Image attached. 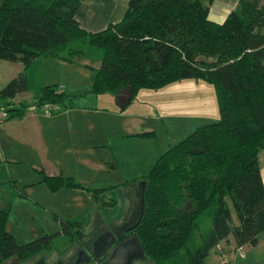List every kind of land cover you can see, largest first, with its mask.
Listing matches in <instances>:
<instances>
[{"label": "trees", "instance_id": "1", "mask_svg": "<svg viewBox=\"0 0 264 264\" xmlns=\"http://www.w3.org/2000/svg\"><path fill=\"white\" fill-rule=\"evenodd\" d=\"M78 5L79 0H0V59L23 65L0 90L7 120L29 107L14 101L26 91L33 92L36 108L67 106L70 95L59 84L41 83L40 63L47 58L70 63L79 57L97 63L88 66L95 95L129 91L131 98L140 89L204 80L213 86L219 118L160 153L144 176L86 188L73 176L36 169L37 183L50 192L86 190L99 223L121 216L123 188L135 186L137 217L120 240L135 235L147 264H208L211 249L229 236L232 249L256 246L264 231L258 161L264 148V4L238 0L226 18L215 21L209 1L129 0L119 21L95 32L80 25ZM135 136L153 138L155 133ZM12 187L15 195H26L14 181ZM9 210L0 208V264L49 251L58 236L84 245L89 212L68 219L54 215L59 231L18 243L7 230Z\"/></svg>", "mask_w": 264, "mask_h": 264}, {"label": "crops", "instance_id": "2", "mask_svg": "<svg viewBox=\"0 0 264 264\" xmlns=\"http://www.w3.org/2000/svg\"><path fill=\"white\" fill-rule=\"evenodd\" d=\"M203 1H209V16L215 21L226 18L238 2V0ZM128 2L129 0H79L75 17L84 29L95 32L104 29L110 23L119 21L127 9ZM59 61L67 65L74 63ZM43 62L44 60L40 63L41 83L43 85L59 83L70 96L67 106L56 104L58 109L56 112L53 109L51 115L33 112L37 108H27L22 116L10 118L0 125V187L9 182L12 198L14 196V190L11 188L12 181L15 184L16 181L12 179L7 165L23 161L27 152L33 153L35 159L31 164L33 170L43 169L50 175L73 176L86 188L92 187L88 186L90 184L84 185L83 179H86L88 183L92 181L105 183L111 176L119 181L118 184H121L125 180L146 175L160 153L187 136L197 126L202 125L201 122L194 121V118L202 121L217 119L219 116L216 113L218 107L212 89L204 84L208 82L201 79H183L157 90L140 89L136 94L151 92L145 94L152 95L153 99L157 100L156 105L160 106V111L156 113L155 110L143 108L140 111L130 110L125 114L126 108L134 103L136 95L120 107L118 96L122 93L95 95L91 92L90 77L87 81L82 79L64 84L59 74L53 76L45 73ZM80 64L93 72L88 67L91 65L89 61L84 60ZM22 70L23 65H17L14 74H11V79ZM187 85H193L194 88L189 89ZM200 85H202V91H196ZM23 93L18 94L14 101L25 102ZM186 94L196 97L188 98ZM164 95H173V97L165 100L162 98ZM32 101L33 99L30 105ZM199 101L203 102L200 110L198 109ZM181 117L186 118L187 123H172L173 120L176 121ZM182 129H188L186 132L188 134H182ZM150 131H154L155 137L135 136L136 133ZM258 161L264 183V148L259 152ZM38 179L35 176V179L23 184L24 187L26 186V189H23L26 196L29 188L42 186L33 187ZM104 187L107 186L93 188ZM62 189L52 193L56 194ZM41 191L45 192L43 189ZM125 192L134 194L135 197L137 195L133 185L125 186L123 193ZM0 208L6 207L0 203ZM91 209V212H85L92 213L94 205ZM233 246L232 237L229 236L226 241L214 247L215 249L212 248L215 264H220L222 258L220 250L223 248L235 253L233 260L236 264H264V231L259 234V242L256 246H243L242 255H239L236 249L232 250Z\"/></svg>", "mask_w": 264, "mask_h": 264}, {"label": "rangeland", "instance_id": "3", "mask_svg": "<svg viewBox=\"0 0 264 264\" xmlns=\"http://www.w3.org/2000/svg\"><path fill=\"white\" fill-rule=\"evenodd\" d=\"M255 2H256V6H258L259 4H264V0H255ZM84 60H87L89 61V63L91 62V64H95L94 66H97V63H92L91 58L79 57L76 60V62L72 63L71 65L64 64L60 62L58 59L47 58L44 59L43 67L45 73H47L48 75L54 76L59 74L60 76H62V82L64 84H67L68 82L74 83L75 81L82 79L87 81V78L89 77L93 81V72L92 71L90 72V69L85 68L83 67V65L80 64ZM17 65L20 64L7 61L4 59H0V90L5 86V84H7L9 80H11V76H12L11 74H14ZM204 84L211 87L212 93L215 96L213 86L205 82ZM59 85L61 86V84ZM201 86L202 85L198 86V89H196V91L197 90L202 91ZM187 87L189 89L194 88L193 85H187ZM140 93L141 94H136L134 103H132L130 106H128V108H126L125 114H127V112H129L130 110L140 111V109L142 110L143 108H146L150 111L155 110L156 113H158L160 111V106L156 105L157 100L153 99L152 95L146 96L145 94L151 92H143V93L140 92ZM32 95L33 93L30 91L23 93V98H25V102L29 104L33 99ZM190 95L191 96L186 94V97L187 96L188 98L192 97V99L196 97L192 94ZM143 97L147 99H144ZM170 97H173V95H167V96L164 95L162 98L167 100ZM201 104L203 106V102L198 103L199 110ZM31 106L33 105L29 104V107ZM57 106L58 105L55 104L54 106L53 104L52 111L54 109V111L56 112L58 109ZM33 109H36V107ZM52 111L50 112V114H47L46 110H43L42 108H37V110H34L33 112L42 113L45 115H51ZM216 113L218 116L219 113L218 112ZM218 118L219 116L217 117V119ZM185 119L186 118H182V117L177 118V120L176 121L173 120L172 123L173 124L187 123ZM217 119H209V120L203 119L202 121H198V118H194V121L201 122L202 124H204L206 122L216 121ZM3 123H1L0 125H2ZM184 126H186V124H184ZM187 131L188 129H182V134H188L186 133ZM32 154H33L32 152L25 153L23 157V161H19L18 163H12V164L7 163L11 177L16 181L15 187L17 189L20 190L26 189V187H24L23 185L26 181L35 179V176L36 178H38L36 174L37 173L36 169L33 170L31 166V164L35 160ZM118 183L119 181L115 180V178L111 176L108 177L105 183L104 182L97 183L94 181L88 183L86 179H83V184L84 185L90 184L88 186L92 188L99 186L108 187V186L116 185ZM8 184L9 182H7V184H4L0 187V203L3 207L6 208H8L9 205L10 210L7 221V230L18 243H24L33 240L35 238L42 236L44 233L50 234L59 231L60 223L58 220L54 218V215H57L60 218L61 217L72 218L76 216V214H81L85 211L91 212L92 210L91 208H93L94 205L93 201L91 200L90 194L88 192H85L84 190L64 188L60 192L55 194L50 192L43 183H37L33 185V187L42 185L38 188H34V189H32V187L29 188L27 190V196L26 195L17 196L14 194L12 198L11 189ZM11 188L12 190H14L13 187ZM41 189L45 190V192L41 191ZM134 197H135L134 194L131 195L128 192H125L123 202L121 200L122 202L121 210L117 212V213L121 212V216L115 219L113 218L110 222L107 223L106 222L99 223V216L97 215L96 212L94 213L93 210V212L91 213V219L85 227V236L83 238L84 246L86 247L87 251L91 252L92 242L96 241L98 236L105 233L106 231H109L110 228L112 229L113 226L120 225L129 218V216L134 212L136 205L135 204L136 198ZM9 202L11 203L8 204ZM54 242L55 245L53 249L49 251H43L28 261L17 262L15 257H11L7 259L3 264H77L76 259L79 254L80 248H83L80 247V244L78 242H71L65 236L56 237ZM214 249L210 251V255L207 258L208 264H215V260L213 258ZM230 251L231 250H229L228 252ZM147 263L148 261L146 260V258H144V259L136 260L132 264H147ZM83 264H97V263L86 262Z\"/></svg>", "mask_w": 264, "mask_h": 264}, {"label": "water", "instance_id": "4", "mask_svg": "<svg viewBox=\"0 0 264 264\" xmlns=\"http://www.w3.org/2000/svg\"><path fill=\"white\" fill-rule=\"evenodd\" d=\"M130 99L129 91L119 94V106H123ZM145 185V182H142ZM117 240L116 235L111 231L98 236L94 241V257L100 259L104 254L115 245ZM145 254L138 238L133 235L127 239L120 241L109 256L102 262V264H131L134 260L144 259ZM90 261V257L80 248L79 254L76 259L77 264H82Z\"/></svg>", "mask_w": 264, "mask_h": 264}, {"label": "flooded vegetation", "instance_id": "5", "mask_svg": "<svg viewBox=\"0 0 264 264\" xmlns=\"http://www.w3.org/2000/svg\"><path fill=\"white\" fill-rule=\"evenodd\" d=\"M137 192V191H136ZM137 194V193H136ZM136 199H135V204H137L136 203V201H137V199H138V194L136 195V197H135ZM136 217H137V211H136V205H135V209H134V212L129 216V218L125 221V222H123V223H121L120 225H115V226H113L112 227V229L110 228V230L109 231H111V232H113L115 235H116V237H117V240H116V243H115V245H113L111 248H110V250H108L105 254H104V256L102 257V258H100V259H96L95 257H94V242H92V249H91V252H89V251H87V249H86V247L83 245V248H81V249H83L84 251H85V253L90 257V261L89 262H98L99 260H101L102 262L109 256V254L111 253V251L114 249V247L121 241L120 240V238H121V236L122 235H124L125 233H126V231H128V230H130L131 228H132V225L134 224V222H135V220H136ZM135 261V260H134ZM133 261V262H134ZM132 262V263H133ZM131 263V264H132Z\"/></svg>", "mask_w": 264, "mask_h": 264}, {"label": "built area", "instance_id": "6", "mask_svg": "<svg viewBox=\"0 0 264 264\" xmlns=\"http://www.w3.org/2000/svg\"><path fill=\"white\" fill-rule=\"evenodd\" d=\"M60 88L62 89V86H60ZM30 109H33L35 108L34 105L29 107ZM43 110H46L48 114H50V112L52 111V105L50 104H46L44 106L41 107ZM9 116V112L8 110L3 107V106H0V124L5 122L7 120ZM236 251L239 255H242L243 253V246H239L236 248ZM221 254H222V258L220 260V264H236L234 262V255L235 253L234 252H229L228 251H225V250H221Z\"/></svg>", "mask_w": 264, "mask_h": 264}]
</instances>
